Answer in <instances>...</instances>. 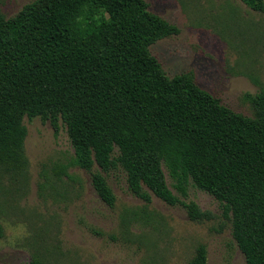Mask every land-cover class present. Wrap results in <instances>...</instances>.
Masks as SVG:
<instances>
[{
    "label": "trees",
    "instance_id": "1",
    "mask_svg": "<svg viewBox=\"0 0 264 264\" xmlns=\"http://www.w3.org/2000/svg\"><path fill=\"white\" fill-rule=\"evenodd\" d=\"M240 1L264 12V0ZM179 33L146 0H35L11 18L0 1V169L26 170L23 121L40 118L66 129L72 166L92 173L109 207L107 177L120 169L142 201L211 219L187 201L192 185L220 202L246 264H264V91L248 96L246 117L191 73L169 77L151 47ZM188 264H208L204 245Z\"/></svg>",
    "mask_w": 264,
    "mask_h": 264
},
{
    "label": "rangeland",
    "instance_id": "2",
    "mask_svg": "<svg viewBox=\"0 0 264 264\" xmlns=\"http://www.w3.org/2000/svg\"><path fill=\"white\" fill-rule=\"evenodd\" d=\"M0 1L11 18L35 0ZM146 2L180 29L151 47L165 73H191L223 105L253 117L248 96L264 91V12L240 0ZM23 123L27 168L21 174L0 169V264H188L200 245L208 264H246L213 196L189 187L187 201L211 215L193 222L180 206L132 195L119 169L107 177L116 197L111 208L97 195L92 173L72 166L75 152L64 127L56 135L40 118L25 117ZM65 166L67 174L61 173Z\"/></svg>",
    "mask_w": 264,
    "mask_h": 264
}]
</instances>
